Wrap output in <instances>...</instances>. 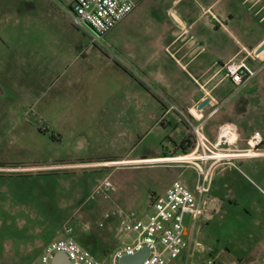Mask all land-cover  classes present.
<instances>
[{
    "label": "rangeland",
    "instance_id": "rangeland-1",
    "mask_svg": "<svg viewBox=\"0 0 264 264\" xmlns=\"http://www.w3.org/2000/svg\"><path fill=\"white\" fill-rule=\"evenodd\" d=\"M73 1L0 0V264H39L44 247L63 238L67 225L96 259L108 261L119 243L114 208L143 215L150 192L195 180L174 163L189 160L182 155L155 166L119 162L176 151L181 111L187 116L179 105L159 121L157 100L170 103L184 81L160 50L146 47L157 37L151 15L132 29L122 23L99 36L73 24ZM263 15L249 39L264 33ZM216 40L220 57L226 37L219 32ZM160 58L164 66L156 67ZM256 66L251 83L220 103L233 115L223 129L235 130L237 140L222 151L234 156L216 169L211 196L233 203L199 223V239L222 264H264V156L235 157L245 155L255 132L264 139V63ZM136 92L155 108L135 110Z\"/></svg>",
    "mask_w": 264,
    "mask_h": 264
},
{
    "label": "built area",
    "instance_id": "built-area-1",
    "mask_svg": "<svg viewBox=\"0 0 264 264\" xmlns=\"http://www.w3.org/2000/svg\"><path fill=\"white\" fill-rule=\"evenodd\" d=\"M135 7L134 0H74L71 7L72 20L77 28L85 30L87 27L102 36L126 19ZM259 70L251 67L246 60H231L223 65L224 76L233 85L234 93L248 85ZM217 110L213 109L209 116ZM200 111L194 108L187 116L181 113L192 135L193 147L188 154L182 155L190 157L188 161L174 162L184 170L192 171L195 178L192 186L188 182L175 180L163 194L150 192L147 210L143 215L132 208H114L111 216L117 219L115 232L119 243L109 253L108 261L96 259L77 242L72 226L67 225L63 229V238L44 247L39 264H53V256L58 253L67 255L71 264H120L122 257L135 255L145 248L148 254L143 264H222L215 259L214 248L199 239V223L215 201L211 190L216 169L227 164L234 156L223 154L222 151L224 147L236 144L237 134L232 128H225L216 142L210 141L203 132L204 119L198 117ZM262 142L260 132L252 134L246 153L252 152L253 156L243 158L263 155L260 152ZM104 186L107 190L112 189L108 182ZM186 216L189 218L187 225ZM104 226L103 223L99 224L100 228Z\"/></svg>",
    "mask_w": 264,
    "mask_h": 264
},
{
    "label": "crops",
    "instance_id": "crops-1",
    "mask_svg": "<svg viewBox=\"0 0 264 264\" xmlns=\"http://www.w3.org/2000/svg\"><path fill=\"white\" fill-rule=\"evenodd\" d=\"M134 1L136 2L135 9L114 28L125 23V30L127 27L132 29L133 26L139 23V19L144 14L151 15L150 17L153 19L152 26L157 37L152 43L147 44L146 47L160 50L168 60L179 68L181 82H185L181 84V93L176 94V97L170 103L164 104L157 100V107L160 106L162 108V117L159 121H162L172 111H176L179 105L188 114L193 112L194 108L198 109V106L205 99H209V103L200 111L198 117L204 119L203 132L206 137L210 141L216 142L221 134L223 125L231 122L232 120L230 119L233 116L226 107L220 108V103L227 102L234 93L233 85L224 76L223 65L231 60H246L249 65L253 66L255 63H264V49L259 51L264 45V33L249 39V36L253 33L251 25L254 26L255 20H257L256 16L264 13V0H202L204 4L200 0ZM249 3L251 4L248 5ZM254 9H256V12L252 14ZM262 21H264V15L259 22ZM219 32L226 37L227 52H222L221 56L217 57L219 51L216 46V37ZM207 40L208 44H206ZM129 47L135 50L138 49V45L134 43H131ZM197 48L199 50L195 53ZM155 66H164V63L161 60ZM259 68L260 66H256V69ZM163 70L162 67L159 68V71ZM155 76H158V74L155 73L154 76L150 77L156 79ZM189 85H193L194 90ZM135 96L133 104L135 110H137L139 105L142 106L144 104L155 108L154 102L150 99H147V102L145 100L142 101V96H139L138 92L135 93ZM172 107H175V109H172ZM216 108H218L216 113L209 116L210 112ZM181 113L183 112L181 111ZM220 113L221 115L217 120L216 117ZM224 115L231 117L229 119L226 117L227 119L224 121L222 119ZM181 125L180 139H174V142L182 141L186 137L191 139L192 137L187 125ZM261 151L264 153L262 148L260 149ZM259 156H264V154ZM163 159H169V157L157 154L119 162L125 167H141L155 166V164L160 162L159 160ZM149 162L151 163L150 165H145V163ZM188 184L192 186L190 181H188ZM213 197L217 200V197ZM213 209L214 205L204 217L205 220H209Z\"/></svg>",
    "mask_w": 264,
    "mask_h": 264
},
{
    "label": "water",
    "instance_id": "water-1",
    "mask_svg": "<svg viewBox=\"0 0 264 264\" xmlns=\"http://www.w3.org/2000/svg\"><path fill=\"white\" fill-rule=\"evenodd\" d=\"M262 49H264V45L259 51H261ZM208 103H209V99H205L198 106V110H203L207 106ZM147 254H148V249L145 248L142 251L136 253L135 255L122 257L120 259V264H143V260ZM52 263L53 264H71L68 256L63 253L55 254L53 256Z\"/></svg>",
    "mask_w": 264,
    "mask_h": 264
},
{
    "label": "trees",
    "instance_id": "trees-1",
    "mask_svg": "<svg viewBox=\"0 0 264 264\" xmlns=\"http://www.w3.org/2000/svg\"><path fill=\"white\" fill-rule=\"evenodd\" d=\"M193 147V142L192 140L189 138V137H186L185 139H183L182 141H180V143H178L176 145V148L177 150L176 151H169V150H163L161 152V154L163 155V157H177L179 155H185V154H188L191 149ZM78 242V241H77ZM80 244L85 247L86 249H88L91 253H92V250L90 248V246L82 243L80 241ZM110 252H108L107 254H109Z\"/></svg>",
    "mask_w": 264,
    "mask_h": 264
},
{
    "label": "flooded vegetation",
    "instance_id": "flooded-vegetation-1",
    "mask_svg": "<svg viewBox=\"0 0 264 264\" xmlns=\"http://www.w3.org/2000/svg\"><path fill=\"white\" fill-rule=\"evenodd\" d=\"M262 145H264V139H263ZM224 202H227L228 204H232L233 200L228 199L225 196H220V198H217V200L214 201V204H213L214 209L211 212V216L209 217V220H211L216 214L222 211Z\"/></svg>",
    "mask_w": 264,
    "mask_h": 264
},
{
    "label": "bare ground",
    "instance_id": "bare-ground-1",
    "mask_svg": "<svg viewBox=\"0 0 264 264\" xmlns=\"http://www.w3.org/2000/svg\"><path fill=\"white\" fill-rule=\"evenodd\" d=\"M240 156H253L252 152L251 153H248L246 155H236L235 157H240ZM221 157H228V156H224V155H221ZM190 158V157H189ZM185 161H188V160H185ZM162 162H165V161H162ZM174 162H181V161H174Z\"/></svg>",
    "mask_w": 264,
    "mask_h": 264
}]
</instances>
